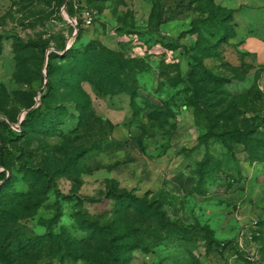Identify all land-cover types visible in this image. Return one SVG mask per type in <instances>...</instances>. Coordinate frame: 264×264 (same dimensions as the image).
<instances>
[{
  "label": "rangeland",
  "instance_id": "rangeland-1",
  "mask_svg": "<svg viewBox=\"0 0 264 264\" xmlns=\"http://www.w3.org/2000/svg\"><path fill=\"white\" fill-rule=\"evenodd\" d=\"M230 1L0 0V122L10 126H0V147L5 144L0 186L3 177L14 175L13 189L31 196L24 182L27 166L44 170L55 185L49 195L22 199L13 209L23 233L42 235L52 225L55 233L67 231L82 241L88 237L83 219L114 226L121 205L112 193L127 191L160 207L175 225L210 229L227 246L223 252L208 251L204 241L196 243L172 229L161 238L155 218L131 209L122 214L120 226L146 230L138 237L152 252H129L125 264H264V144L259 152L250 147L262 160L250 162L244 146L231 142L237 161L228 145L214 137L255 123L257 137L264 140V88L248 80L250 68L240 66L231 39L216 47L215 37H232L236 31ZM87 11L93 15L91 25L86 24ZM62 44L92 51L105 47L134 61L137 105L124 121L118 105L99 102L92 86L84 84L94 112L71 118L76 95L63 77L50 98L69 111L61 115L57 135L19 139L27 114L24 93L41 102L51 79L46 71L50 54L62 56ZM40 45L48 49L45 56ZM52 62L63 61L57 57ZM206 70L224 81H205ZM107 114L116 117L106 120ZM119 123L123 126L116 129ZM25 259L31 264H89Z\"/></svg>",
  "mask_w": 264,
  "mask_h": 264
},
{
  "label": "trees",
  "instance_id": "trees-1",
  "mask_svg": "<svg viewBox=\"0 0 264 264\" xmlns=\"http://www.w3.org/2000/svg\"><path fill=\"white\" fill-rule=\"evenodd\" d=\"M191 1V0H186ZM218 19H222V15H210ZM229 16V14H228ZM231 21L233 14L231 13ZM224 36V37H223ZM232 37L221 34L217 39L216 47L222 44H228ZM220 44V45H219ZM40 52L45 56L47 47L40 45ZM87 49H77L71 47L67 49L66 44H62L59 56L51 53V60L46 69L51 79L45 86V90L41 93V102L38 104L35 96L31 93H24L26 103L24 110L27 114L22 122L21 135L17 138L22 139L30 134L43 133L46 136H56L58 132V124L63 114H69V111L62 104H55L51 101V97L55 95V89L59 84H63L65 78V87L72 89V94L76 95L71 104L74 111L69 117L81 119L85 113L92 114L94 112L92 99L85 90L84 84H89L94 89V93L98 98L115 97L119 95H127L130 98L131 106L137 105L135 100L138 98V83L134 77V61L129 60L105 47L97 48L92 51L90 47ZM93 52V53H92ZM59 57L63 62L54 64L52 60ZM25 66L19 61V71H24ZM196 72L194 66L192 72ZM208 78L212 82H223V78H219L207 70L205 71ZM61 75V76H60ZM60 76V77H58ZM18 78V75H17ZM189 83H194L192 76L189 77ZM197 113L199 110L198 101L193 104ZM12 123H19L17 118H11ZM3 129H10L7 122H0ZM14 134V133H13ZM214 137L220 138L232 150V144L244 146V152L250 162L262 161L259 154L254 151L257 148L259 152L264 140L257 137V127L254 123L251 126L236 125L232 130H224L221 133L214 134ZM0 149V161H4V141ZM253 147L254 150L250 149ZM233 152V150H232ZM234 158L238 161L236 154L233 152ZM29 175H24V182L29 185L28 192L31 196H27L25 192H17L13 189L14 175L10 178L3 177L0 186V264H31L25 259L28 255L40 256V258H49L52 260H71L79 262L85 260L89 264H125L129 259V252L142 249L146 254L152 252L151 247L146 245L138 236L147 234L146 230L134 227L124 228L120 226L122 214L131 209H135L140 215L155 218L157 221L158 236L163 238V232L176 231L179 235L196 239V243L204 241L208 251L220 250L224 251L227 244L220 243L214 238V233L206 227H198L187 229L172 223L167 219L166 214L155 204L148 200L139 199L131 192L112 193V199L116 204H120V216L114 226L101 225L99 221L83 219L82 231L88 233V237L84 240L74 238L67 231L55 233L52 225L47 227V232L42 235L31 232L23 233L22 227L19 225V218L15 215L13 209H18V203L22 199H32L37 194L49 195L55 189L53 178L41 168L27 166L25 170ZM31 197V198H30ZM16 206V207H15ZM15 207V208H14ZM21 212V209L18 211ZM18 218L15 226L8 227V222ZM87 225L91 226L89 229ZM5 239L3 240V238ZM84 238V237H83ZM81 238V239H83ZM156 246H160L161 240L156 242Z\"/></svg>",
  "mask_w": 264,
  "mask_h": 264
},
{
  "label": "crops",
  "instance_id": "crops-1",
  "mask_svg": "<svg viewBox=\"0 0 264 264\" xmlns=\"http://www.w3.org/2000/svg\"><path fill=\"white\" fill-rule=\"evenodd\" d=\"M236 2V5H234ZM231 7L235 9L233 23H235V37L231 43L238 49L241 58L240 66H248L250 74L248 80L255 82L264 88V0H231ZM246 82V81H245ZM99 102L111 105H118V109L123 112L122 120H128L131 116V101L127 95L115 97L98 98ZM104 106V105H103ZM105 107V106H104ZM108 108V107H106ZM108 110L114 111L112 108ZM106 120H113L116 115H103ZM116 129L123 126L117 124ZM120 131V130H119ZM122 132V130H121ZM122 134V133H121ZM124 137V134H123ZM123 140V139H121ZM125 140V139H124Z\"/></svg>",
  "mask_w": 264,
  "mask_h": 264
},
{
  "label": "built area",
  "instance_id": "built-area-1",
  "mask_svg": "<svg viewBox=\"0 0 264 264\" xmlns=\"http://www.w3.org/2000/svg\"><path fill=\"white\" fill-rule=\"evenodd\" d=\"M85 20H86V24L87 25H91L92 24V22H93V15H92L91 12L87 11L85 13Z\"/></svg>",
  "mask_w": 264,
  "mask_h": 264
},
{
  "label": "water",
  "instance_id": "water-1",
  "mask_svg": "<svg viewBox=\"0 0 264 264\" xmlns=\"http://www.w3.org/2000/svg\"><path fill=\"white\" fill-rule=\"evenodd\" d=\"M47 67H48V65H47Z\"/></svg>",
  "mask_w": 264,
  "mask_h": 264
}]
</instances>
